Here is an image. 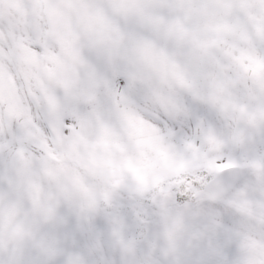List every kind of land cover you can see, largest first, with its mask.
<instances>
[{"label": "snow or ice", "instance_id": "6c2138e0", "mask_svg": "<svg viewBox=\"0 0 264 264\" xmlns=\"http://www.w3.org/2000/svg\"><path fill=\"white\" fill-rule=\"evenodd\" d=\"M0 264H264V0H0Z\"/></svg>", "mask_w": 264, "mask_h": 264}]
</instances>
